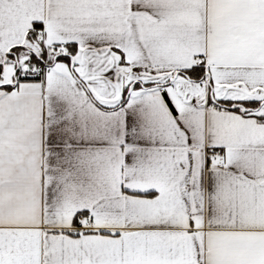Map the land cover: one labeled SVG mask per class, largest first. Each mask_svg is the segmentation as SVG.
<instances>
[{"label":"snow or ice","instance_id":"1","mask_svg":"<svg viewBox=\"0 0 264 264\" xmlns=\"http://www.w3.org/2000/svg\"><path fill=\"white\" fill-rule=\"evenodd\" d=\"M0 264H264V0H0Z\"/></svg>","mask_w":264,"mask_h":264}]
</instances>
